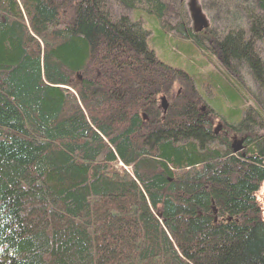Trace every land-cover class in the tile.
<instances>
[{"label":"trees","instance_id":"16d2710c","mask_svg":"<svg viewBox=\"0 0 264 264\" xmlns=\"http://www.w3.org/2000/svg\"><path fill=\"white\" fill-rule=\"evenodd\" d=\"M202 2L0 0V264H264V0Z\"/></svg>","mask_w":264,"mask_h":264},{"label":"rangeland","instance_id":"374dc122","mask_svg":"<svg viewBox=\"0 0 264 264\" xmlns=\"http://www.w3.org/2000/svg\"><path fill=\"white\" fill-rule=\"evenodd\" d=\"M178 1L184 5L185 10H186L187 15H188V18H189V22H190L189 25L193 26V21H192L190 12H189V2H190V0H178ZM197 2H198V5L200 7H202V5L204 4V2H202V0H197ZM112 6H113L114 10L121 11L120 7L116 3H112ZM204 13L206 15L205 11H204ZM177 19H178L177 16H175L174 20H177ZM144 23H145V27L150 32V34L148 36L149 45L151 47H153L156 50L157 54L163 60H165L166 62L172 64L175 67H181V68H183V69H185L187 71H194L197 74L201 73L204 68L208 70V69H210V67H213V64L211 62L204 67V63H201L202 60L200 58L201 56H199L200 55L199 53H197L196 54L197 57H195L190 49H187V51H185V52L183 51L182 52L181 51L182 50L181 48L183 46L182 43H181L182 40L179 39V38H176L177 36H175L174 33L170 32V36L172 35V37H174V38L171 37L173 39V41L169 42L171 38L164 39L162 37L164 35L163 29L156 22L150 23V21L148 19H146L144 21ZM248 71L249 70L242 69L241 73L244 72L243 74H245L248 77L246 81H248V83L251 86V88L256 89V86L254 85L253 82H251V80H250V78L248 76ZM207 82H209V81L207 80ZM210 84L212 85V83H210ZM218 86L220 87L219 81H216V86L215 87L213 86V88H217ZM226 86H227V84L224 83V88ZM181 88H182V85L179 82L173 84L169 95H166L167 96V108L169 107V104H171L172 100L179 96ZM214 93L217 94V96H218L217 91H215ZM220 93H221L219 95L220 98L227 103V107L228 108H231L232 106H235L236 104H239L238 101L234 102L232 100L231 101L229 100V102H227L225 99H223L221 97L223 95V93H226V92L220 91ZM161 98L162 97L160 95L159 98H158L159 99L158 100L159 101V107L162 110V112H164V108L162 107V104L164 102L162 101ZM200 105H201V103H200ZM201 106H203V105H201ZM230 114H231V112H230ZM217 127H218V121H216V122L214 121V129L217 128ZM260 193L264 194V184L262 186V189H261Z\"/></svg>","mask_w":264,"mask_h":264},{"label":"bare ground","instance_id":"6f19581e","mask_svg":"<svg viewBox=\"0 0 264 264\" xmlns=\"http://www.w3.org/2000/svg\"><path fill=\"white\" fill-rule=\"evenodd\" d=\"M112 3H115V2H112ZM119 7H120L121 11L112 10L115 13V16L117 18H120V17H123V16H127V15H129L130 17L134 16V11L133 10H131V9L123 10L121 8V6H119ZM149 34H150V32L148 33V36H149ZM147 41H148V38H147ZM201 107H202L201 108L202 111L205 110L204 106H201ZM223 127H224V125L220 123L218 133H214V136L216 138L219 137L221 140H224V141L227 142L228 141V137H229L233 153H235V150H237L239 148H243L244 150H247V146L245 144L244 138L242 137V135L240 133L230 132L232 130L231 126H229L227 129H224ZM118 160L119 159H117V161ZM115 165H116V167H124L126 170L129 171V168L121 160H119Z\"/></svg>","mask_w":264,"mask_h":264},{"label":"water","instance_id":"95a60500","mask_svg":"<svg viewBox=\"0 0 264 264\" xmlns=\"http://www.w3.org/2000/svg\"><path fill=\"white\" fill-rule=\"evenodd\" d=\"M189 10L191 12V17L195 24V30L200 31L203 28H206L209 25V21L204 14L202 8L198 5L197 0H190L189 2ZM162 101L164 102L162 105L164 109H167V100L166 97H162Z\"/></svg>","mask_w":264,"mask_h":264},{"label":"flooded vegetation","instance_id":"af4514ba","mask_svg":"<svg viewBox=\"0 0 264 264\" xmlns=\"http://www.w3.org/2000/svg\"><path fill=\"white\" fill-rule=\"evenodd\" d=\"M215 130V129H214ZM215 132V131H214ZM216 133V132H215Z\"/></svg>","mask_w":264,"mask_h":264}]
</instances>
